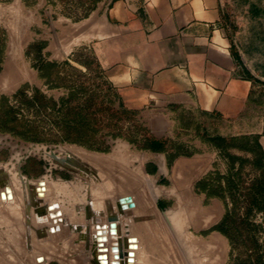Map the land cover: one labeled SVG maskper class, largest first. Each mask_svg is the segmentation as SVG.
Instances as JSON below:
<instances>
[{"label": "rangeland", "instance_id": "obj_1", "mask_svg": "<svg viewBox=\"0 0 264 264\" xmlns=\"http://www.w3.org/2000/svg\"><path fill=\"white\" fill-rule=\"evenodd\" d=\"M111 1L0 0V264H237L238 250L218 228L228 171L218 138L249 135L251 125L166 101L130 103L110 78L107 44L92 37V12L103 7L100 24ZM222 1L243 44L264 31V0ZM110 55L118 56L113 45ZM254 102L264 113V96ZM151 138L164 151L146 148ZM229 143V153L249 159L241 180L250 187L258 173L252 153ZM53 153L89 170L68 169ZM60 180L77 199L68 207L50 190ZM40 181L46 189L33 204ZM159 197L167 202L161 212ZM95 199L103 215L82 218ZM263 217L258 211L254 220L264 245ZM100 228L109 240L97 236ZM258 255L264 263V246Z\"/></svg>", "mask_w": 264, "mask_h": 264}, {"label": "crops", "instance_id": "obj_2", "mask_svg": "<svg viewBox=\"0 0 264 264\" xmlns=\"http://www.w3.org/2000/svg\"><path fill=\"white\" fill-rule=\"evenodd\" d=\"M96 8L90 16L92 37L107 44L110 78L124 86L130 103L166 101L238 124L245 117L251 125L247 132L259 135L264 150V113L254 104L264 96V31L243 44L230 33L222 0H112L100 24L95 20L103 7ZM111 45L117 58L110 55ZM5 178L0 173L2 183ZM159 194V189L153 193ZM73 199L72 191L62 192L66 207ZM138 199L146 213L145 199ZM166 204L159 197L156 209L161 212ZM102 209L95 199L82 218L96 220Z\"/></svg>", "mask_w": 264, "mask_h": 264}, {"label": "trees", "instance_id": "obj_3", "mask_svg": "<svg viewBox=\"0 0 264 264\" xmlns=\"http://www.w3.org/2000/svg\"><path fill=\"white\" fill-rule=\"evenodd\" d=\"M259 13L261 11L257 10V14ZM218 139L223 142L221 148L225 157L228 158V171L224 176L227 209L218 228L229 237L232 249L238 250L237 264H264L258 263L259 258L262 257L258 254L264 246L259 243L258 233L263 225L254 220L256 212H264V150L260 144L259 135L249 134L232 138L219 137ZM232 140L244 143L240 147L252 153V164L258 173L250 187H244L241 180L243 164L249 159L242 156L235 157L227 151L230 146L229 142ZM146 148L153 151H164V141L151 138ZM236 159L240 161V166L234 170V160ZM243 254L246 256L241 259ZM255 255H257L256 260L254 259Z\"/></svg>", "mask_w": 264, "mask_h": 264}, {"label": "bare ground", "instance_id": "obj_4", "mask_svg": "<svg viewBox=\"0 0 264 264\" xmlns=\"http://www.w3.org/2000/svg\"><path fill=\"white\" fill-rule=\"evenodd\" d=\"M52 157H53V155H52ZM56 161H59V163H61L62 165H64L66 168H68V169H73V168H77V167H74V166H77V165H80V167L81 168H83V169H85V170H89L88 169V167H86L83 163H81L79 160H77L76 158H74V157H71V156H66V157H53ZM15 183V182H14ZM44 182H41L40 181V184L39 183H37L36 184V186L35 187H37V190H35V191H33L32 190V192H33V204H36V203H38L39 201H40V195H41V192H43L46 188H44L43 187V184ZM48 184H50V183H48ZM55 184V187L53 188V187H50V190H52V192L54 193V191H58V193H60V194H62V186H66L67 188L69 187V190H71V188H70V185H69V183H67V182H65L64 180H60V181H58V182H56V183H54ZM55 188H57V189H55ZM15 190H16V188H15ZM20 191V190H19ZM64 192V191H63ZM15 193H16V197H20L19 196V192L18 191H15ZM21 193V192H20ZM56 194V193H55ZM66 194V193H65ZM64 194V195H65ZM127 195V194H126ZM128 196V195H127ZM22 197L24 198V196L22 195ZM122 200V199H121ZM130 200H131V198H130ZM128 201V203H127V207H128V210H130L131 209V205H135L136 203H134L133 204V202H131V201ZM62 201V200H61ZM64 203V202H63ZM125 208V207H124ZM121 213V212H120ZM104 231V233H101V231ZM98 235L97 236H100L101 238H102V236L104 237V236H106V238H107V240H109V238H108V233H107V230L105 229V228H100L99 229V233H97ZM99 240H101L100 238H98ZM95 242H98V241H95ZM99 258L100 259H102L103 261H104V259H106V256H99ZM127 261H130L129 259L127 260Z\"/></svg>", "mask_w": 264, "mask_h": 264}, {"label": "water", "instance_id": "obj_5", "mask_svg": "<svg viewBox=\"0 0 264 264\" xmlns=\"http://www.w3.org/2000/svg\"><path fill=\"white\" fill-rule=\"evenodd\" d=\"M52 155H53V157H55V158L58 157V156H57L56 154H54V153H53Z\"/></svg>", "mask_w": 264, "mask_h": 264}]
</instances>
